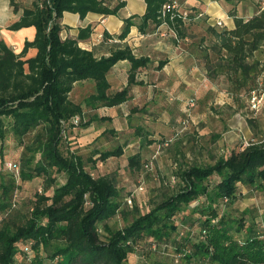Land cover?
<instances>
[{
    "label": "trees",
    "instance_id": "trees-1",
    "mask_svg": "<svg viewBox=\"0 0 264 264\" xmlns=\"http://www.w3.org/2000/svg\"><path fill=\"white\" fill-rule=\"evenodd\" d=\"M25 1L10 0L15 12H23L9 29L33 27L34 39L26 41L18 54L0 41V160L8 136L23 148L18 160L8 161L18 165V179L13 173L7 179L0 177V264H131L130 256L136 253L145 259L149 252L169 256L170 251L174 264H264V231L248 218L249 212L232 215L221 210L236 202L242 188L264 194V141L234 149L213 164H180L174 174L176 189H168L144 214L136 207L127 211L114 176H94V166L89 171L82 157L61 151L64 131L73 125V118L82 120L84 108L115 107L128 101L138 69L149 63L126 46L97 58L78 46L88 37V29L81 30L77 39L63 40L62 15H116L124 2L117 0L112 6L113 0H28V5ZM174 1L177 9L163 14V7ZM215 1L231 4L228 13L234 24L220 31L208 28L216 54L207 66L208 76L223 75L232 96H250L262 71L258 62L249 60L264 45V10L244 20L235 16L232 0ZM183 2L145 0V13L126 19L119 38L126 37L132 26L144 34L149 25L161 24L184 36ZM31 48L36 54L25 58ZM120 61L130 63L127 86L110 93L107 75ZM164 64L160 62L157 69ZM80 82L91 83L93 92L77 104L69 96ZM249 125L255 128L256 122L249 120ZM29 136L31 140L25 142ZM122 154L117 148L100 154L99 160ZM127 166L141 170V155L128 157ZM35 178L42 179V187L20 199L19 182ZM193 201L197 205L191 212L197 218L187 213ZM117 215L124 220L131 215L132 220L113 228L109 221ZM185 227L191 230L184 233Z\"/></svg>",
    "mask_w": 264,
    "mask_h": 264
},
{
    "label": "rangeland",
    "instance_id": "rangeland-1",
    "mask_svg": "<svg viewBox=\"0 0 264 264\" xmlns=\"http://www.w3.org/2000/svg\"><path fill=\"white\" fill-rule=\"evenodd\" d=\"M180 6V10L191 11L184 21L186 24L190 21L188 23L191 26L188 27V32L192 39L189 42L186 41L185 45L187 43L197 45L198 38L205 29L203 25L197 26V19L202 20L205 17L192 12L184 3ZM262 7L264 8V5ZM256 84V89L251 92L250 96L243 94L232 96L224 86H217L214 89L208 85L191 92L192 95L189 96V99L184 101L186 109L181 128L176 132L166 133L164 140H159L155 146L146 147L148 152L141 155L143 166L139 171H131L125 157L99 160V155L102 153L111 152L117 148L123 149L128 144L137 145L138 138L130 135V133L136 135L134 130L129 131L130 128L127 126L130 125L132 117L124 118L121 120L124 124L117 127L107 122L104 116H98L100 115L98 113L87 114V109L84 108L82 120L79 119V122L75 123L76 117H74L71 122L73 125H68L65 129L61 151L64 155L73 153L82 157L89 171L90 167L94 166L91 170L94 176H114L122 195V201L126 202L122 208L132 211L136 207L141 214H144L154 208L156 203L163 199L164 194L169 193L168 189H176L178 180L174 174L180 164L186 166L213 164L220 156H229L234 149H244L251 142L264 141V73L259 74ZM92 92V84L86 82L74 87L69 97L74 103L82 104ZM162 93L164 94L165 91ZM253 93L257 97H263L257 111L250 110L249 101ZM148 95L150 94L146 92V96ZM252 119L257 120V131L247 124ZM140 123L145 125L143 122ZM147 131H153V127L149 124L143 129V133H147ZM30 140L31 136L26 137L24 141L29 142ZM2 146L4 158L0 160V177L3 176L7 179L11 175V171L6 166L4 167L3 163L18 160L23 148L18 147L17 142L10 136L5 139ZM128 151L129 148H126L125 152L122 150L125 156L129 153ZM130 155L131 153L128 154V156ZM213 180L216 182L218 179L213 177ZM19 183L21 185L18 191L20 199L33 195L38 188L42 187L40 178ZM127 200H130V203ZM195 205H197V201L190 203L187 211L193 218H197V213L191 212ZM222 209L232 215H237L238 211H248V218L254 219L259 229L264 231L263 193L247 187L242 188L236 202L229 206H222ZM131 220V215L126 220L121 215H117L109 221V224L113 228H122ZM177 223L180 224L179 219H177ZM185 228L184 233L191 230L189 227ZM179 231L182 230L179 228ZM192 231L193 235H196V227L192 228ZM144 253L146 254V252ZM139 254L130 256L131 264H142L145 259L148 264H174L171 251L168 252L169 256L149 252L145 259L140 258Z\"/></svg>",
    "mask_w": 264,
    "mask_h": 264
},
{
    "label": "crops",
    "instance_id": "crops-1",
    "mask_svg": "<svg viewBox=\"0 0 264 264\" xmlns=\"http://www.w3.org/2000/svg\"><path fill=\"white\" fill-rule=\"evenodd\" d=\"M116 1L113 0L111 5L115 6ZM121 1L124 2V6L116 15L88 13L81 18L78 14L64 12L60 22L62 27L60 36L63 40L77 39L81 30L88 29V37L79 40L78 46L81 49L93 51L97 58L107 57L116 48L126 46L131 49L136 58L142 57L149 60L147 66L138 69L135 84L130 87L128 101L115 107H101L97 110L86 108L87 114L98 113L100 114H97L98 116H104L107 122L117 127L124 124L121 120L132 117L130 125L127 122V126L130 128L129 131L134 130L136 135L133 133L130 135L136 136L138 143L134 146L128 144L123 149L121 148L123 152L129 148V153L126 156L123 153L121 156L127 161L128 157L134 154L143 155L144 152H148L147 148L155 146L159 140L163 141L166 133L176 132L181 128L186 109L184 101L189 99L191 92L208 85L214 89L217 86L228 88L223 75L216 78L208 76L207 66L209 62L216 59V54L211 48L214 38L208 32V28H214L217 31L232 29L234 23L233 17L228 13L232 6L226 1L184 0L183 3L192 12L205 17L202 20L197 19V26H205L197 45L193 43L185 45L186 41L189 42L192 39L188 32V27L191 26L188 23L190 21L187 24L185 21L183 23L184 36L177 35L168 25L161 24L158 27L149 25L144 34L137 26H132L127 36L120 39L119 35L123 30L124 21L131 16L141 17L146 9L145 0ZM232 1L235 16L244 20L251 18L263 8L261 0ZM28 4L29 1H25V5ZM22 12V9L15 12L10 6V0H0V41H3L16 54L21 52L26 41H32L35 37L33 27L18 31L9 29L20 19ZM218 22L221 23L220 26H217ZM35 54L36 50L31 48L27 51L25 58L34 57ZM163 61L164 66L157 69L158 64ZM249 61L258 62L262 67L261 72L264 73V45L254 53ZM129 69L128 61H120L112 68L107 75L110 93L121 91L127 86ZM84 83L86 82L76 83L74 87ZM162 91L165 93L163 94ZM146 92L150 95L146 96ZM255 122V128L249 125V121L247 124L257 131V120ZM148 124L153 127V131L143 133V129ZM130 153L131 155L128 156Z\"/></svg>",
    "mask_w": 264,
    "mask_h": 264
},
{
    "label": "built area",
    "instance_id": "built-area-1",
    "mask_svg": "<svg viewBox=\"0 0 264 264\" xmlns=\"http://www.w3.org/2000/svg\"><path fill=\"white\" fill-rule=\"evenodd\" d=\"M262 5H264V0H261ZM178 7V3L176 1L172 2L169 5H165L163 7V14H165L166 12H169L171 10L177 9ZM188 16V12L185 11L183 12V19H185ZM221 23L218 22L217 26H220ZM262 98L263 97H257L254 95L251 97L249 103H250V110L252 111H257L260 108L261 102H262ZM75 123L79 122V117H76V119H74ZM6 168L11 171V173L14 174V176L16 177V179H18L19 176V167L17 164L13 163V162H7L6 163ZM128 203H130V200H127Z\"/></svg>",
    "mask_w": 264,
    "mask_h": 264
}]
</instances>
